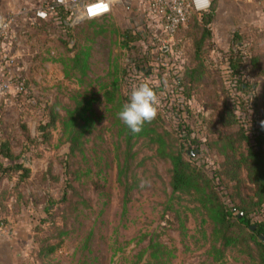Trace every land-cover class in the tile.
<instances>
[{"label":"rangeland","instance_id":"374dc122","mask_svg":"<svg viewBox=\"0 0 264 264\" xmlns=\"http://www.w3.org/2000/svg\"><path fill=\"white\" fill-rule=\"evenodd\" d=\"M32 1L19 3L30 7ZM229 1L210 0L209 9L191 14L172 39L157 31L133 41L131 50L122 46L121 34L143 29L136 28L139 22L134 15H125L121 9H115L108 18L76 23L70 30L38 21L30 13L23 21L20 14L17 16L16 27L0 39V50L10 51L14 68L27 83L25 92L16 95L13 103L0 106V142H6L16 158L11 162L0 156V163H21L29 169L28 177H21V170L0 175V219L7 222L5 228L22 236L15 247L21 249V260L19 263L14 258V263L258 264L256 258L235 249L226 251L222 260H215L211 245L219 244L210 235L205 212L171 193L170 165L152 151L138 144L132 171L119 174L123 160L122 149H117L116 100L129 94L136 83H148L153 87L164 85L166 91L161 97L173 102L179 97L174 93L179 77L191 69L199 71V79L187 97L189 112L184 116L188 127L183 131L198 141L188 140L185 148L188 155L199 151L193 156L199 164L216 168L222 161L219 145L209 150L205 143L239 129L218 120L224 112L223 75L229 51L239 49L245 54V78L241 81L248 89H264V26L253 20L258 15L250 14L251 10L245 14L243 6L246 10L250 4L244 0H237L232 13L235 16L229 18ZM15 4L14 12L20 11ZM219 7L224 14L217 17L215 10ZM253 43L255 47H251ZM260 49L261 64H251L252 52ZM80 52L86 53L89 63L84 76L71 70V61ZM140 58L148 61L139 64V71L128 68L125 77L129 84L124 86V65ZM160 68L162 74L157 79ZM111 88L115 90L114 101L107 103L103 94ZM181 95L183 98L187 93ZM82 96L93 99L94 126L81 139L87 140L84 154L76 153L70 172L65 174L69 143L62 122L66 111L74 107V99ZM261 109L260 105L258 112ZM51 114L56 116L54 128L41 130ZM241 115L246 121L252 119L245 112ZM163 119V126L169 129L172 122L168 116ZM67 181L71 188L63 200ZM247 188L243 183L241 190ZM223 189L231 193L230 188ZM224 192L219 190L222 195ZM150 240L155 245L152 249L147 248ZM52 246L55 250L48 253ZM154 249L156 256L151 257Z\"/></svg>","mask_w":264,"mask_h":264},{"label":"trees","instance_id":"16d2710c","mask_svg":"<svg viewBox=\"0 0 264 264\" xmlns=\"http://www.w3.org/2000/svg\"><path fill=\"white\" fill-rule=\"evenodd\" d=\"M193 13L196 12L191 14ZM67 14V11L60 8L57 10V19L55 17L38 21L59 25L62 30H70L75 25L68 24L66 21ZM121 37L124 38L122 46L131 50L133 48L132 42L143 38V33L137 30H127L121 34ZM255 45L256 43H253L251 47H255ZM158 53L163 54L161 51ZM85 55L86 53L80 52L73 58L71 61L73 73H78L80 76L86 75L89 63H87ZM146 59L140 58L133 64L126 63L124 65L122 77L124 86L129 84L127 76L125 77L128 68L131 66L139 71V64L144 63ZM262 60V50L252 52L251 64L259 66ZM244 61L245 54L239 49L229 51L226 56V72L223 75L226 82L224 91H222L224 112L221 111L218 120L221 123L224 122L227 126L238 125L239 129L234 134L224 135L217 141L207 142L206 140L205 145L209 150L212 149L213 145H219L218 152L223 159L216 168H211L206 163L199 164L194 159V155H188L185 148V142L188 140L191 143L198 141L192 139L189 133L183 131V128L188 127L184 116L189 112L186 105L187 97H189V93H192L190 90L194 81L197 82L199 79V71L191 69L186 70L179 77L177 89L174 91L179 97L174 99L173 102L168 97H161V94L166 91L164 85L153 87L149 84L157 97L162 98L160 99L161 105L159 104L162 110L159 111L158 107L156 118L150 123H146L139 134H131L123 123L117 119L116 137L119 142V146L117 143V149H122L120 154L123 160L119 174L124 175L127 171H132L133 161L139 153L138 144L140 147L152 151L157 159L170 165L168 184L171 193L177 196L178 199H187L186 201L192 204L193 208L205 212L211 226L210 235L214 237V242L219 244L218 247L215 244L211 245V250L216 254L214 256L215 260H222L226 251L235 249L237 252L245 253L252 259L256 258L258 264H264V243L259 239L260 235L264 236V89L262 91L250 90L247 84L241 81V78H245V73L243 74L242 70ZM156 63L154 61V64ZM160 69L157 79H160L162 74L163 68ZM151 71L152 69L147 74H150ZM154 72L153 74L156 76ZM14 82L23 87V92L17 94L18 96L22 95L26 90V81H23L21 77H17ZM114 91V88H111L104 92L103 95L107 103L114 101ZM182 91L187 93L183 98ZM127 98L128 93H125L116 100L115 106L118 111L122 104L127 101ZM92 101V97L87 98L85 96L74 99V107L67 110L66 116L63 118L62 130L69 143V151L64 157L65 174L70 172V167L74 163L72 159L76 153L84 154V145L87 140L81 139L94 126L92 121L93 109H91ZM213 103L216 104L214 101ZM260 105L263 106L261 113L258 112ZM242 112L251 115L252 119L246 121L245 118L241 117ZM164 115L168 116L172 122L169 129L163 126ZM55 121L56 116L51 114L49 121L41 127V130L54 128ZM46 139L48 140L49 137L47 136ZM0 156L11 162L16 159L6 142H0ZM14 170H21V177L29 176V169L21 163H12L11 165L0 163L1 176ZM69 182H66L63 200L67 199V190L71 188ZM245 182L248 184L249 190L247 188L246 191H242L241 186ZM230 183L232 184L230 185ZM223 187L230 188L231 193L224 192ZM219 190L224 192L223 195L219 193ZM237 212L241 214V217L237 216ZM252 218H256V220L252 221ZM6 225L7 222L0 219V226L6 227ZM252 226L254 229H252ZM153 246L155 245L150 240L147 248L152 249ZM55 248L50 247L48 253L53 252ZM150 256H156L155 249L150 252Z\"/></svg>","mask_w":264,"mask_h":264},{"label":"built area","instance_id":"2783aa9c","mask_svg":"<svg viewBox=\"0 0 264 264\" xmlns=\"http://www.w3.org/2000/svg\"><path fill=\"white\" fill-rule=\"evenodd\" d=\"M115 3L117 0H48L34 10L33 16L37 20H48L55 18L57 10L62 8L68 12V24L76 25L85 20L108 18ZM132 3L137 4L134 18L138 19L136 28H142L144 32H140L143 35L150 36L160 31L169 39L186 25L192 12L202 13L210 7V0L124 1L127 5ZM20 12L13 11L6 16L0 13V39L8 37V32ZM14 65L15 59L10 51L0 50V106L13 103L16 95L23 92V87L14 82L15 78L20 77Z\"/></svg>","mask_w":264,"mask_h":264},{"label":"crops","instance_id":"0c3cea01","mask_svg":"<svg viewBox=\"0 0 264 264\" xmlns=\"http://www.w3.org/2000/svg\"><path fill=\"white\" fill-rule=\"evenodd\" d=\"M19 1H21V0H0V8H2V9L5 8L7 11L9 9V12H4L3 10H0V13L6 16L10 12H13L17 8L16 4H15L17 2L18 6H19V10L21 9L19 17L20 18L22 17L21 20L23 21V19L26 17L27 14H29V13L33 14L34 10L37 9V7L44 4L48 0H33L32 2H29L30 7H28L25 4V2H23L22 3L23 5H21L19 3ZM124 1L125 0H117V3H115V5L112 8V12L115 9H121L122 11H124L125 15H128V14H132V16L135 15L137 13L136 12L137 4L132 3L131 5H127V4H124ZM230 1H229V5H230L229 7H231V8L228 7L229 9L227 10V14H226V15H228L229 18L232 15L235 16V14H232V13L235 12V9H236L235 7L237 5V0H230ZM244 1H245V3L249 2V4H250L249 8H246V10H245V7L243 5H241L244 8L245 14H246V12H248V14H249L250 13L249 10H251L250 14H252V15L257 14L258 15V18H255L253 20L255 22H258L259 27L264 26V14H262L260 11V10H262V11L264 10V0H258V2H256V3H253L254 0H244ZM14 4H15V6H14ZM259 11H260V13H259ZM204 12H206V11H204ZM215 13H216L217 17L220 14L222 15V13L224 14L223 8H220V7L217 8L215 10ZM199 14H201V13H199ZM30 19H29V21H30ZM234 22H235V20H234ZM15 24H14V26L12 25L11 28H15L16 27ZM58 26L59 25H57V27ZM21 237L22 236L15 233V231H11V230H8L7 228L3 227V226H0V264H17V263H14V261H13L14 258L19 259V263H20L21 249L19 248L18 250H16L15 247L17 246L16 245L17 238H19V240H20Z\"/></svg>","mask_w":264,"mask_h":264},{"label":"clouds","instance_id":"9594fccd","mask_svg":"<svg viewBox=\"0 0 264 264\" xmlns=\"http://www.w3.org/2000/svg\"><path fill=\"white\" fill-rule=\"evenodd\" d=\"M157 108L158 97L153 88L148 83H139L131 87L127 101L115 115L135 135L156 118Z\"/></svg>","mask_w":264,"mask_h":264},{"label":"water","instance_id":"95a60500","mask_svg":"<svg viewBox=\"0 0 264 264\" xmlns=\"http://www.w3.org/2000/svg\"><path fill=\"white\" fill-rule=\"evenodd\" d=\"M198 152H199L198 150H195V151L192 152L190 155H191V156L196 155ZM238 217H241V214H240ZM252 229H254L253 226H252ZM259 239L264 243V236H263V235H260V236H259ZM140 264H145V261H142Z\"/></svg>","mask_w":264,"mask_h":264}]
</instances>
